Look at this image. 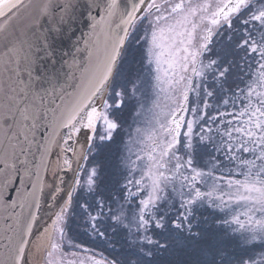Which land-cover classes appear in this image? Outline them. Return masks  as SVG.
Listing matches in <instances>:
<instances>
[{
  "label": "snow or ice",
  "instance_id": "snow-or-ice-1",
  "mask_svg": "<svg viewBox=\"0 0 264 264\" xmlns=\"http://www.w3.org/2000/svg\"><path fill=\"white\" fill-rule=\"evenodd\" d=\"M0 264H264V0H0Z\"/></svg>",
  "mask_w": 264,
  "mask_h": 264
},
{
  "label": "water",
  "instance_id": "water-1",
  "mask_svg": "<svg viewBox=\"0 0 264 264\" xmlns=\"http://www.w3.org/2000/svg\"><path fill=\"white\" fill-rule=\"evenodd\" d=\"M55 158L53 157V159H52V163H53V165H55ZM69 176H70V174H69Z\"/></svg>",
  "mask_w": 264,
  "mask_h": 264
}]
</instances>
